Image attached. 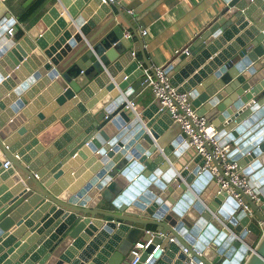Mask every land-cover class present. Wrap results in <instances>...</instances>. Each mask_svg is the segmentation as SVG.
Instances as JSON below:
<instances>
[{
	"label": "water",
	"instance_id": "95a60500",
	"mask_svg": "<svg viewBox=\"0 0 264 264\" xmlns=\"http://www.w3.org/2000/svg\"><path fill=\"white\" fill-rule=\"evenodd\" d=\"M223 2L217 19L165 71L214 124L219 146L234 147L228 162H239L256 198L232 187L254 216L210 172L199 175L205 159L182 131L172 141L165 137V121H174L159 100L135 117L126 108L142 94L151 97L156 78L137 27L120 14L141 44V60L125 41L127 28L109 17L110 0H56L35 36L17 39L10 15L0 23V60L16 59L0 71V98L15 90L0 101V183H6L0 188V264H130L134 246L150 240V227L155 237L147 254L155 245L161 249L149 264H264V0ZM33 59L34 71L17 87ZM36 84L43 91L55 84L51 90L59 94L50 109L67 130L47 151L36 136L52 123L50 109L32 115L40 105L29 110L32 100L23 98ZM22 110L26 116L15 123L26 119L28 126L16 134L8 116ZM205 147L224 176L214 149ZM78 157L87 164L73 173L77 183H54ZM6 160L10 171L2 167ZM33 207L40 212L32 219L44 220L29 241L38 244L8 260L7 251L20 245L7 233ZM147 254L137 264H145Z\"/></svg>",
	"mask_w": 264,
	"mask_h": 264
},
{
	"label": "crops",
	"instance_id": "0c3cea01",
	"mask_svg": "<svg viewBox=\"0 0 264 264\" xmlns=\"http://www.w3.org/2000/svg\"><path fill=\"white\" fill-rule=\"evenodd\" d=\"M37 3L40 4L35 8ZM55 4L56 0H2L0 5V23L3 20L6 21L7 15H10V18L15 22L14 26L19 27L17 39H20L22 36L28 35L30 33L31 35L35 36L36 34H38L36 31V26L38 25L39 21ZM110 4H113L114 7H112L109 17L115 16L117 18L115 24L127 28V30L125 31V35L127 33H131L132 35L130 38L125 37V41H127V39L131 40L132 47L136 49L135 52L140 51V42L136 38H134L135 34L132 32V30H130V28H128L127 23L120 16V14L125 15L127 19L132 23L133 27H137V31H139L141 37L145 42L144 48L147 51L148 58L154 63L157 68L163 69H165V67H167L178 56V51L182 52L183 50L188 49L193 45L198 37L202 33H204V31L211 25V23H213L217 19L225 6L223 0H114V2L110 1ZM33 8L35 9L33 10ZM23 17L26 18L23 19ZM143 31H147V36L142 35ZM74 37L72 36L70 40H66L65 43L61 46V49H66V47L70 45V41L73 40ZM57 53L59 54L60 50H58ZM138 54L139 59L141 60L142 55L140 52ZM10 56H12L11 52ZM9 58L11 57H5L0 60V71L2 70V72H5L6 67L10 66V63L13 61V59H15L12 58L9 60ZM32 65H37V61L35 59H33L31 63H29L28 66L25 67L27 74L23 75L24 77L22 79H18V81L15 83L17 87H19V83H23V79L26 81L27 77L31 75V72L34 71V67H32ZM120 73L121 70L117 72V76H120ZM3 83L4 82H2L1 84L3 85ZM183 85L184 84H181V87ZM53 86H55V84L48 86V88L43 91L42 88H37L36 84L34 88H36L37 90L32 92V89L24 94L23 98H25L27 101L32 100V102L28 105L29 110L32 109V104H35L36 102L40 105L37 110H32V115L34 114V112H37L38 114L41 113V111L50 109V106L53 104L56 96H58L59 94L55 89L51 90V87ZM37 91L39 94H37ZM8 92H10V94H14L15 90L13 89V87L11 88V91L7 89L3 97L0 98V101L10 96L9 94H7ZM29 93L32 94L31 97L29 96ZM45 93H48L47 95L50 99L44 101L45 103L43 104V102L40 101V98L44 97ZM150 95L151 97H149V95L142 94L139 97L135 98L133 103L135 105L137 114H140L155 99L152 94L151 88ZM46 105L48 106L45 109ZM28 107H26L25 109H27ZM25 111L26 110H22L19 113H14L8 116V119H13V123L9 122V124L14 125L12 128L17 131L16 134L18 133V131H20V133L24 132L23 130L26 128V126H28L27 121L24 122V120L26 119L20 121L17 124L15 123L16 120L20 117L26 116ZM54 113L55 112L52 109L49 110V112L47 113V119H53V121L49 126L44 128V130H42L39 135L36 136L39 144L44 147V151H47L50 145H52L55 141H59L61 137L67 133L62 120L59 119V116L57 118L56 114ZM132 114L134 117L137 116L134 111H132ZM165 124L167 125L165 137H168V140L172 141L174 139L173 134H178L179 132H181V127L179 124L175 122L172 123L171 121H165ZM212 125L214 126V124ZM230 147V150L234 149L232 145ZM236 157L237 156H234L233 158ZM2 159L3 157H0L1 161H3ZM86 164L87 162L82 160L80 157L75 160L74 158L71 159L64 166V174L60 177V179L58 178L56 179V181L54 180V183H57L60 180H65L66 182H68V185H70V188L73 187L78 181L77 178L73 176V173H76L78 170L86 166ZM11 169L12 167L9 169V171ZM11 180H13L12 177L9 178V181ZM5 184L6 183L2 181L0 183V188ZM13 189L14 188H11L9 191H12ZM37 207L31 208L27 212V214L22 217L23 219L19 220L20 222H17L16 225L11 229V231L7 233L12 234L11 236L15 235V241L20 245L18 248H14V246L7 251L9 253L8 260L13 256H16L22 247H31L32 245L35 246L36 244H38L37 241H34L33 243L29 242L31 239L37 236L39 230L44 227L43 218L32 219V216L34 214L40 212L39 209L36 210ZM46 215L47 214L43 212L41 213L40 217L45 218ZM28 221H32V224L27 225ZM20 223L22 224L18 227ZM22 227L24 228L23 232L16 235ZM149 230L155 231V228L150 227ZM25 233L26 235L23 236ZM38 237H41V235H38ZM258 240L259 239H257L254 246L257 244Z\"/></svg>",
	"mask_w": 264,
	"mask_h": 264
},
{
	"label": "built area",
	"instance_id": "2783aa9c",
	"mask_svg": "<svg viewBox=\"0 0 264 264\" xmlns=\"http://www.w3.org/2000/svg\"><path fill=\"white\" fill-rule=\"evenodd\" d=\"M2 1V0H1ZM114 2V0H110ZM12 36L13 30L9 31ZM143 36H147V31H143ZM131 33L125 35L126 38H130ZM187 52V49L182 51ZM178 51L177 54H180ZM150 88L155 99L160 101L161 110L169 112L171 119L180 125L181 131L186 135L185 143L188 144L189 148L194 149L197 155L202 156L205 159L204 166L200 169L199 175L204 172H210L211 176L220 185L221 190H225L228 194L234 197L240 205H242L246 212L253 217V212L248 205H245L241 199V195L236 193L233 186L239 187L245 191V193L251 198L255 199V195L252 189L249 187V178L244 175L243 168L239 165L237 160L228 162V154L230 153V146L225 147L219 146V141L217 136L219 135L218 130L204 117L197 113V110L192 105V100L189 94L178 93L177 89L172 86L169 76L167 75L165 69L156 68V78L151 80ZM127 109L134 111L138 116L135 105L133 102L128 101ZM208 144L214 149V156L224 171V176L219 173L218 169L213 165L211 156L208 153L205 144ZM2 167L4 170H9L12 167V163L6 160ZM258 201V200H257ZM151 238L149 241L143 243L138 242L133 250L132 254L134 259L130 264L139 263L140 259L144 254H147L149 248L154 245L153 238L155 237V232L149 230L146 232ZM161 249L160 245H155V249L148 253V259L145 264H149L151 260L155 257L158 251ZM184 253H188L184 249ZM199 264H204L200 262Z\"/></svg>",
	"mask_w": 264,
	"mask_h": 264
},
{
	"label": "trees",
	"instance_id": "16d2710c",
	"mask_svg": "<svg viewBox=\"0 0 264 264\" xmlns=\"http://www.w3.org/2000/svg\"><path fill=\"white\" fill-rule=\"evenodd\" d=\"M39 4H40V3H37V5L35 6V8L38 7ZM35 8H33V10H34ZM25 18H26V17H23V19H25Z\"/></svg>",
	"mask_w": 264,
	"mask_h": 264
},
{
	"label": "rangeland",
	"instance_id": "374dc122",
	"mask_svg": "<svg viewBox=\"0 0 264 264\" xmlns=\"http://www.w3.org/2000/svg\"><path fill=\"white\" fill-rule=\"evenodd\" d=\"M1 2H2V1H0V5H1ZM178 126H179V125H178Z\"/></svg>",
	"mask_w": 264,
	"mask_h": 264
}]
</instances>
